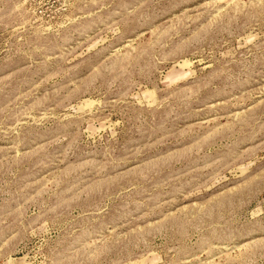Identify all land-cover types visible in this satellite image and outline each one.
<instances>
[{
	"label": "rangeland",
	"instance_id": "rangeland-1",
	"mask_svg": "<svg viewBox=\"0 0 264 264\" xmlns=\"http://www.w3.org/2000/svg\"><path fill=\"white\" fill-rule=\"evenodd\" d=\"M0 264H264V0H0Z\"/></svg>",
	"mask_w": 264,
	"mask_h": 264
}]
</instances>
